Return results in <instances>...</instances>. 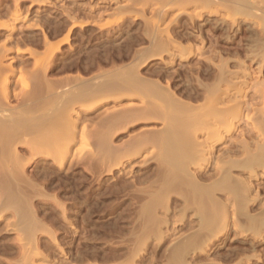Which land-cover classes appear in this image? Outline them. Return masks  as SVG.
I'll return each mask as SVG.
<instances>
[{
    "label": "rangeland",
    "instance_id": "rangeland-1",
    "mask_svg": "<svg viewBox=\"0 0 264 264\" xmlns=\"http://www.w3.org/2000/svg\"><path fill=\"white\" fill-rule=\"evenodd\" d=\"M147 1L0 0V77L9 78L7 85L0 83V101L6 105H2L0 112L8 114L14 110L13 113H19L24 108L34 106L33 103L38 99L41 102H38L39 108L43 111L52 110L55 109L54 106L58 107L57 100L62 94L68 93V90L75 91L84 85L98 82L102 77L132 68H137L140 76L160 79L162 82L171 80L179 95L194 104H201L204 97L192 96L191 88L198 86L201 81H213V76L219 71L217 64L226 59L229 60L231 71L243 74L242 70L246 66L247 71L252 74L248 79L251 82L239 84L249 99L251 110L249 112L244 109V115L238 123L239 129L216 144L215 157L223 152L225 146H238L242 132L247 134V139L257 140L255 132L251 131L253 122L249 117L258 118L255 107L264 108V62H261V56L251 54L249 48L254 45L256 33L253 30L255 32L259 29L258 26L250 20L244 21L246 18L243 15H235L239 23L233 25L227 20L228 14L232 13L225 9L214 12L203 6L200 9L197 6L199 0H149L148 4ZM142 5L146 7L142 8ZM196 12L203 13L201 17L192 19L191 15H196ZM80 22L87 24L79 25ZM10 25L14 27L12 30L7 28ZM166 30L173 33L172 37L176 38L174 40L184 46L189 43L196 47L203 45V54L182 57L180 55L183 51L178 47L175 50V44H172L169 50L170 54L173 51L172 56L165 52L159 58L156 55L146 57L155 43L153 41H157L161 34V37H166ZM46 41L52 42L53 48L50 45L47 47ZM51 51L54 58L49 57ZM144 57L146 60L141 62ZM239 61H245V65L240 67ZM2 85L9 93L8 102L3 99ZM36 90L41 96L35 100ZM131 93L127 92L129 97L132 96ZM134 95L121 100L125 96L120 97L118 94L101 105L97 104L99 96L92 102L81 101L79 111L84 112V106L91 103L93 108L89 113H82L77 137L70 142L69 148L63 145L64 148H57L53 154L34 156L25 140L29 136L24 141L21 138L19 140L22 141H17L16 149L26 157L22 174L24 173V177L28 175L26 178H32L37 184L34 183L35 188L24 184L26 187L21 186L23 190L16 188L14 192L1 186L0 203L5 197L12 195L21 198L24 205H30L35 210L40 228L34 233L35 241L30 244L26 239L28 234L24 232L23 224L20 225L19 217L12 207L0 212L4 215V219L0 221V264H170L172 247L194 230L189 225L193 216L192 211H187L186 218L181 222L179 215L182 213L180 209L183 202L176 201L175 198L170 204V210L158 208L162 216L157 212L155 217L160 218L159 220H155V217L154 220L149 217L146 219L139 214L148 199V194L143 191L163 174L158 162L160 147L150 146L137 154V157L125 161L124 165L115 167L108 163L109 165L91 167L87 157L94 155L98 145L96 141L82 137L80 131L85 123L91 129L96 128L97 123L110 111L132 101L139 102V98ZM49 102L50 104H46ZM251 104L255 105L252 107ZM163 126L164 121L161 119L140 122L132 128L115 132L112 145H122L138 129H162ZM63 138L68 141L64 136ZM63 138L60 137L61 141H64ZM58 157H63L62 161ZM214 161L200 172L214 174ZM248 175V171H245L241 176ZM253 183L262 188L261 194L264 197V175ZM253 235L251 231L236 229L232 219L230 226L205 246L207 252L198 251V261L216 259L221 263L231 264L240 257L250 256L251 260L247 264H264L263 240L256 250H245L255 240ZM238 252L240 254L237 255ZM227 254L230 257H224ZM191 255V258L194 257L193 261H196V254ZM258 256L260 259L256 258ZM191 258L189 261L193 264Z\"/></svg>",
    "mask_w": 264,
    "mask_h": 264
},
{
    "label": "bare ground",
    "instance_id": "bare-ground-1",
    "mask_svg": "<svg viewBox=\"0 0 264 264\" xmlns=\"http://www.w3.org/2000/svg\"><path fill=\"white\" fill-rule=\"evenodd\" d=\"M134 1L136 2V0ZM148 1L146 2L147 4ZM197 4L198 7L203 6L210 8L213 9L214 12L225 9V11L232 13L231 15L228 14L227 20L229 19V21H231L230 23L233 25L239 23L235 15H241V17L243 15L246 18H243L244 21L250 20L254 22L259 29H256L255 32L253 30V33H256V38L253 34L254 45L250 46L249 51H251V54L255 53V55L261 56V62H264V0H199ZM144 7L146 6L142 5V8ZM202 13L196 12V15H191L192 19L199 18V16L201 17ZM85 22H80L78 24L86 25L87 23ZM167 25L169 26V23ZM7 28L12 30L14 27L10 25V27ZM168 30H166L167 33L164 35L166 37H161V34L159 35L160 38L159 36L157 37L159 39L156 38L157 41H153L155 43L150 47V53L146 52L149 54L147 56L145 55L146 57L152 55H156L155 57L158 56V58L162 57L165 52L171 50L172 44L176 45H174V48L178 47L183 51L182 55H180L182 57H188V54H203L205 50L203 45L196 47V45L189 43L184 46L176 42L174 40L176 38L172 37L173 33ZM156 33L158 32L156 31ZM46 43V46H53L50 41H46ZM54 45L56 44L54 43ZM178 48H175V50ZM51 52L52 53L48 55L54 58L53 51ZM168 54H170V52ZM172 54H174L173 51H171L170 55L172 56ZM146 57H144L141 62H144ZM53 58L51 59L53 60ZM239 63L240 67L245 65V61H239ZM48 64L49 63H47V67ZM214 64L216 65V63ZM216 67H218L219 71L213 76V81L209 83L199 81L200 83H198V86L196 85V87L191 88L192 92L190 91V94L192 96H196V98L204 97V102L202 103L201 101V104H194L189 99H185L183 96L179 95L174 89L171 80L162 82L160 79L140 76L136 70L137 68L112 73L111 75L102 77L98 82L84 85L75 91L69 92L68 90V93L62 94L60 99L57 100L59 101V104L57 103L58 107L53 105L55 109L52 110L43 111L41 107L39 108L38 102L40 101L38 98L41 96V93H39L40 90L37 89L39 92L37 90L34 92V98L38 100L33 103L34 106H29L31 108L19 110V113H13L14 110L12 113L8 114L0 112V187L2 186L5 190L7 189V191L9 190L10 192H14V190L17 189L23 190L21 186H24V184L35 188L34 183L36 181L34 182L32 178H26L28 175L24 177V173L22 174L26 166H24L26 157L24 158V155L22 156L18 152V149H16L17 141H22L19 140L20 138L24 141L26 136H29V138L27 137L25 140L28 142V149H30L31 155L53 154V151L56 152L59 147L61 148L63 145L68 147L70 142L72 143L75 140L78 134V125L83 117L82 113H89L93 108V104L91 103L84 106V112L79 111L78 105L81 101L92 102L93 99L99 96L97 104L101 105L106 104L109 99L112 100V98L118 94H120L121 97L122 95L125 96L127 92H132L131 95L133 96L135 94L134 96L139 98V102L132 101L129 103L130 105L128 104L110 111L102 119L98 117L101 120L97 123L96 128L93 127V129H91L88 123L83 124L82 127L80 126V131L83 134L82 137H88L94 142L96 141L98 145V148L94 150V155L87 157L88 161L85 160L91 167L104 166L108 163L116 167L124 165L125 161L128 162V160H131L133 157H137V154L145 151L150 146L158 145L160 147L158 162L163 174H158L159 176L157 179L155 178L156 180L150 184V189L148 188L149 190L146 189L143 191V193L148 194V199L145 201V205H142L143 208L139 214L143 216V218L149 217L154 220L157 217L156 215L159 214V216H162L158 211L159 207L170 210L174 198L176 201L179 200L183 202V206L180 209L182 213L179 215L180 221H183L184 217L186 218L187 211H192L191 216H193V219L189 225L194 228V230L172 247V253L170 252L172 257L169 258L172 264H191L190 256H193L191 255L192 253L196 254L197 260H195L198 261V251L205 250L207 248H205V246L209 245L208 243H210V241L215 240L219 232H224L228 226H230V220L232 219L233 226L236 229L254 233L253 236L255 240L250 243V247L245 248V250L249 248L254 250L260 245L262 240L264 241V197L261 194L262 188L256 183H253L255 179L260 180L264 175V108L258 109V107H255L256 114L259 115L258 118H253V116L249 117L253 122L251 131L255 132L257 140L247 139V134L242 132V138L238 141V146H225L223 152L215 157L216 152L214 148L216 144L226 140L228 134L238 130V123L244 115L243 112L247 109L249 112L251 110L249 108V99L246 93L243 92L244 90L239 87V84L248 83V79L252 75L251 72L247 71L246 66L245 69L242 70L243 74L239 71H231L229 69V60L226 59H222L221 63L217 64ZM1 78H3V80ZM38 80L40 81V79ZM8 81L9 78L7 76L0 77V83L3 82L7 85ZM262 83H264V81ZM222 86L226 88H222ZM262 86H264V84H262ZM2 87H4V90L2 91L3 95L2 93L1 95L3 99L5 98L6 102H8L9 93L5 89V86L2 85ZM37 87L40 88L38 85ZM232 88H234L236 92ZM231 90H234L233 92L235 93H231ZM132 96L129 97L127 94L120 99L126 100L132 98ZM46 104H50V102ZM2 105L6 106L0 101V110L2 109L1 107H3ZM122 105H124V103ZM254 105L251 104L252 107ZM255 108L252 109L254 110ZM153 119H161V121H164L163 128L143 129L140 127L141 129H138L139 131L131 135L122 145L118 147L112 145L111 141L115 132L132 128L140 122L142 123L146 120L149 122V120ZM63 136L68 141H65ZM60 137L63 138L64 141H61ZM237 154L241 155L237 156ZM56 155L57 154H55V156ZM59 157V160L63 158ZM213 161L215 162L216 169L214 174H207L206 171L200 172L201 169H205V167ZM245 171H248V177L241 176ZM143 189L141 188V190ZM27 194L29 195V193ZM141 197L143 198L144 196L141 195ZM9 207H12L11 209L18 215L17 217H19L20 225L23 224L24 232L28 234L26 239L32 244L36 238L33 237L36 236L35 234L40 228V223L36 219L35 210H33L30 205H24L21 202V198H16L14 195L7 198L5 197L2 200V203H0V212H4ZM2 219H4V215L0 213V221ZM159 219L160 218H156L155 220ZM192 222H195L194 225H192ZM34 244H36V242ZM134 253H132V256H134ZM136 253H138L137 247ZM236 254L238 255L240 253L238 252ZM224 257L230 256L227 254ZM193 258H191L192 261ZM203 258L204 256L202 259ZM256 258L260 259L259 256ZM204 260L198 262L193 261V264H224L216 259L210 261ZM250 260V256L240 257L231 264H247Z\"/></svg>",
    "mask_w": 264,
    "mask_h": 264
}]
</instances>
